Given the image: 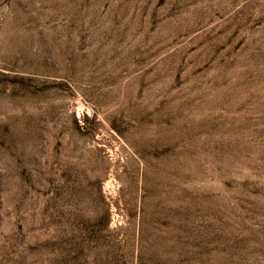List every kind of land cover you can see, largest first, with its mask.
Returning a JSON list of instances; mask_svg holds the SVG:
<instances>
[{
  "label": "rangeland",
  "instance_id": "obj_1",
  "mask_svg": "<svg viewBox=\"0 0 264 264\" xmlns=\"http://www.w3.org/2000/svg\"><path fill=\"white\" fill-rule=\"evenodd\" d=\"M0 264H264V0H0Z\"/></svg>",
  "mask_w": 264,
  "mask_h": 264
}]
</instances>
